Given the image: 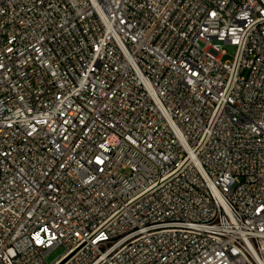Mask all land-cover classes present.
I'll return each mask as SVG.
<instances>
[{"label": "built area", "instance_id": "1", "mask_svg": "<svg viewBox=\"0 0 264 264\" xmlns=\"http://www.w3.org/2000/svg\"><path fill=\"white\" fill-rule=\"evenodd\" d=\"M0 264H264V0H0Z\"/></svg>", "mask_w": 264, "mask_h": 264}, {"label": "rangeland", "instance_id": "2", "mask_svg": "<svg viewBox=\"0 0 264 264\" xmlns=\"http://www.w3.org/2000/svg\"><path fill=\"white\" fill-rule=\"evenodd\" d=\"M228 54L226 55L225 59L232 58L234 49L231 46L226 47ZM64 252V248L62 246H57L53 248L46 256V259L48 263H52L57 258L60 257V255Z\"/></svg>", "mask_w": 264, "mask_h": 264}]
</instances>
